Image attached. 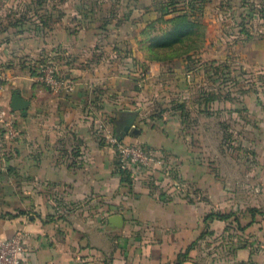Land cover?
Listing matches in <instances>:
<instances>
[{"label":"crops","instance_id":"crops-1","mask_svg":"<svg viewBox=\"0 0 264 264\" xmlns=\"http://www.w3.org/2000/svg\"><path fill=\"white\" fill-rule=\"evenodd\" d=\"M204 5L201 139L161 105L167 93L188 97L186 61L169 68L152 57L144 29L109 38L80 25L20 42L0 28V102L28 100L24 115L14 111L18 136L0 146V240L23 231L26 264H264L263 215L250 210H264V99L249 89L253 80L241 81L244 70L264 71V25L233 22L232 6ZM49 58L72 92L37 80L31 65ZM228 62L241 68L232 101L222 81ZM132 114L138 131L123 140L165 155L174 165L169 179L156 168L120 173L97 126L103 120L117 131ZM228 122L240 146L233 157L223 144ZM216 123L220 149H212ZM209 213L229 216L205 220ZM232 223L240 231L225 230Z\"/></svg>","mask_w":264,"mask_h":264},{"label":"rangeland","instance_id":"rangeland-1","mask_svg":"<svg viewBox=\"0 0 264 264\" xmlns=\"http://www.w3.org/2000/svg\"><path fill=\"white\" fill-rule=\"evenodd\" d=\"M205 1L208 0H0V28L9 27L10 30L6 31L5 37H16L22 42V38H30L32 32L35 34L33 28L47 29L49 32L58 28L75 30L81 25L89 31L107 30L109 38L115 37L118 32L120 35L133 36L134 32L144 29L146 31L142 32L141 36L150 37L156 34L163 35L177 21L183 23L193 21L194 27L189 28L191 32H188L180 41H175L172 45L166 44V40L158 41L157 44L159 45L154 47V50L166 55L171 52L174 53L175 50L179 52L183 51V48H192L191 51L175 57L176 59L163 62L164 66L171 68L179 58L186 61L184 68L188 73L185 82L190 88L188 97L179 98L176 94L167 93L161 105L169 104L171 115L180 114V117L186 120L187 124H193L194 133L200 135L199 139H201L204 98L203 68L206 64L202 60V42L206 27L203 20ZM209 2H213L216 7L220 4L232 6L230 11H234V15L231 16L233 22L249 24L253 29H256L258 25H264V0H209ZM182 18L187 20L183 21ZM125 20H128V23H125ZM119 27L123 30H117ZM258 32L255 30V33ZM248 34L250 33L248 32ZM146 52L149 51L146 49ZM20 57L25 56L20 55ZM225 68L226 72H224L222 81L227 89V99L232 101L234 97L230 93L233 92L236 80L240 78L241 68L230 62L226 64ZM32 72L36 74L35 70ZM234 72L237 74L235 75ZM139 74L140 76L144 74V69ZM216 75L217 71L212 69V83H216L212 85V88L219 81L215 80L218 78L215 77ZM246 80L247 83L253 80L249 89L260 92L262 99H264V71L252 73L244 70L241 74V81L245 83ZM224 128L226 130L222 132L228 139L224 141L225 143L223 142L226 147L224 148L226 151H233L231 153L233 157L236 147L240 150L238 142L234 141L237 128L231 122H228V126ZM219 129L218 123L212 126V136L216 137L212 142V149H220L219 145L222 144V141L218 140ZM201 142L198 140L195 144L200 152ZM169 178L170 176L163 177V180ZM239 225V223L228 224L225 230L233 233L239 228ZM237 231H240V228Z\"/></svg>","mask_w":264,"mask_h":264},{"label":"built area","instance_id":"built-area-1","mask_svg":"<svg viewBox=\"0 0 264 264\" xmlns=\"http://www.w3.org/2000/svg\"><path fill=\"white\" fill-rule=\"evenodd\" d=\"M37 80L47 89L56 93L67 94L74 90V84L58 72L55 62L47 60L35 65ZM5 74L0 70V96L3 91ZM104 141L114 148L117 167L130 173L131 176L156 168L162 177H168L174 170V165L157 149L133 144L118 138V134L108 123L101 120L97 126ZM19 134L16 116L9 106L0 102V146L8 145ZM26 234L18 231L11 237L0 240V264H26L24 262Z\"/></svg>","mask_w":264,"mask_h":264},{"label":"trees","instance_id":"trees-1","mask_svg":"<svg viewBox=\"0 0 264 264\" xmlns=\"http://www.w3.org/2000/svg\"><path fill=\"white\" fill-rule=\"evenodd\" d=\"M182 20H183V18H182ZM186 20H183V21H186ZM192 22L193 21H186L185 23H183L181 21H177L175 23V25L173 27H171L170 30L167 31L166 33H164L163 35H157L156 34V35H152V36L148 37L149 40H148L147 50L149 51L150 55L152 57H154L155 59H158V60H170V59H173V58H175L177 56L185 54L188 51H191L192 48L191 49L183 48V51H179L178 52L177 50H175L174 53L171 52L169 54L164 55L162 53L156 52V50H154V47L158 46L159 45V44H157L158 41L161 42L162 40H166L167 41L166 44H169V45H172L175 41L176 42L180 41V39H182L185 35H187L188 32H191L190 31L191 27H194V24ZM32 30L34 31V33L41 35L46 29L33 28ZM192 45H193V43H192ZM192 45H189V46H192ZM47 60L53 61L52 59L49 58V59H46V60L45 59L41 60L40 62H44V61H47ZM40 62H38V63H40ZM36 64L34 63V64L31 65L32 70L34 69L36 71V69H35L36 68L35 67ZM119 171H120V173H122V175L124 177H128L129 174H130L129 172H127V171H125L123 169H119ZM250 210L253 211V212L260 213L261 215H263V219H264V210L263 209L251 208ZM228 216H229L228 213H209V214H207L205 216V220H207L208 218H213V217L221 219V218H226Z\"/></svg>","mask_w":264,"mask_h":264},{"label":"water","instance_id":"water-1","mask_svg":"<svg viewBox=\"0 0 264 264\" xmlns=\"http://www.w3.org/2000/svg\"><path fill=\"white\" fill-rule=\"evenodd\" d=\"M27 106H28L27 99L22 98L19 94L12 95L9 106L12 111H21V113L24 115L26 113ZM134 118L135 115L132 114L123 123L119 125L116 131V133L118 134V138H122L130 130V128H132L131 130L133 132L138 131L137 128H135L134 125H132ZM115 218L116 221L114 225L119 226L121 224L122 218L120 217V215H116Z\"/></svg>","mask_w":264,"mask_h":264}]
</instances>
